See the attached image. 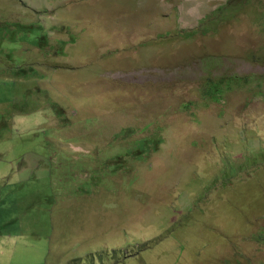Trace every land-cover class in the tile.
<instances>
[{
    "label": "rangeland",
    "instance_id": "obj_1",
    "mask_svg": "<svg viewBox=\"0 0 264 264\" xmlns=\"http://www.w3.org/2000/svg\"><path fill=\"white\" fill-rule=\"evenodd\" d=\"M0 187V264H264V0H0Z\"/></svg>",
    "mask_w": 264,
    "mask_h": 264
},
{
    "label": "trees",
    "instance_id": "obj_2",
    "mask_svg": "<svg viewBox=\"0 0 264 264\" xmlns=\"http://www.w3.org/2000/svg\"><path fill=\"white\" fill-rule=\"evenodd\" d=\"M222 78H217V79H213L209 82H207V87H206V91H208L210 93V99H212L214 102L216 103H221L223 96L225 94V86L226 88H231V85L236 81V78H231V81H226L227 84H224V81ZM243 81L249 83V78H245L243 79ZM241 82V81H239ZM252 82V81H251ZM250 82V83H251ZM238 83V82H237ZM132 134V130L127 129L123 131V135H131ZM152 141L150 143L149 139H144L138 142V147H140L139 149L143 150V149H149L148 153L150 152V150H154L155 147H158L161 144V140L156 138H150ZM259 238V237H257Z\"/></svg>",
    "mask_w": 264,
    "mask_h": 264
},
{
    "label": "crops",
    "instance_id": "obj_3",
    "mask_svg": "<svg viewBox=\"0 0 264 264\" xmlns=\"http://www.w3.org/2000/svg\"><path fill=\"white\" fill-rule=\"evenodd\" d=\"M4 195V190L2 189V187H0V196ZM4 198H2L0 201H2ZM9 207H11V204L9 205ZM4 208H6V204L4 205ZM1 208H0V218H1ZM1 222V221H0Z\"/></svg>",
    "mask_w": 264,
    "mask_h": 264
}]
</instances>
